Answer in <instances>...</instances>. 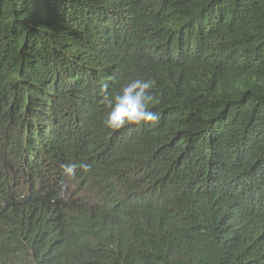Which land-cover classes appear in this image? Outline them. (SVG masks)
Instances as JSON below:
<instances>
[{"label": "trees", "instance_id": "trees-1", "mask_svg": "<svg viewBox=\"0 0 264 264\" xmlns=\"http://www.w3.org/2000/svg\"><path fill=\"white\" fill-rule=\"evenodd\" d=\"M0 264H264V0H0Z\"/></svg>", "mask_w": 264, "mask_h": 264}, {"label": "clouds", "instance_id": "clouds-1", "mask_svg": "<svg viewBox=\"0 0 264 264\" xmlns=\"http://www.w3.org/2000/svg\"><path fill=\"white\" fill-rule=\"evenodd\" d=\"M153 81L136 78L127 82L118 92L108 95L105 89V101L110 109L104 121L105 125L119 131L127 126L151 127L158 123L160 115L152 110L159 101L153 91ZM87 170V163H64L60 165L61 174L69 180L75 178L77 168Z\"/></svg>", "mask_w": 264, "mask_h": 264}]
</instances>
